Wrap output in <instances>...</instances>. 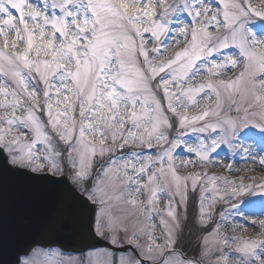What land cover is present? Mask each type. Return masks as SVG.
Returning a JSON list of instances; mask_svg holds the SVG:
<instances>
[{
	"label": "snow or ice",
	"instance_id": "snow-or-ice-1",
	"mask_svg": "<svg viewBox=\"0 0 264 264\" xmlns=\"http://www.w3.org/2000/svg\"><path fill=\"white\" fill-rule=\"evenodd\" d=\"M229 157L264 170V0H0V264H264Z\"/></svg>",
	"mask_w": 264,
	"mask_h": 264
},
{
	"label": "rangeland",
	"instance_id": "rangeland-1",
	"mask_svg": "<svg viewBox=\"0 0 264 264\" xmlns=\"http://www.w3.org/2000/svg\"><path fill=\"white\" fill-rule=\"evenodd\" d=\"M229 75L232 76L233 74L231 72H229V73H227L225 78H227ZM203 103L204 102L201 101V105H203ZM220 155H221V157H223L225 155V152L221 151ZM223 162L225 164H228V163H232L233 164V169H234L233 173L223 172V174L229 175L230 177L232 175H256V176H260V175L264 174V170H262L257 164H253L251 162L245 163L239 157H236L235 160H233L231 157H229L227 159H224ZM236 163L244 164V165L247 166V168L243 169L239 173H236L235 172L236 169L234 167V165ZM249 167H251V168H249ZM250 169H254V171H250ZM212 171H214V172H222L223 170H221L219 168H215V169H212ZM245 182L247 183L248 181H245ZM229 234H231V233H229ZM236 234L237 235L253 236V235H255V229L252 226L251 227H247L246 231H244V232L238 231Z\"/></svg>",
	"mask_w": 264,
	"mask_h": 264
},
{
	"label": "bare ground",
	"instance_id": "bare-ground-1",
	"mask_svg": "<svg viewBox=\"0 0 264 264\" xmlns=\"http://www.w3.org/2000/svg\"><path fill=\"white\" fill-rule=\"evenodd\" d=\"M234 167H235V169H239L240 171H242L243 169H246V168H247L246 165L241 164V163H236V164L234 165ZM249 168H251V167H249ZM240 171H239V172H240ZM248 227H251V225H249Z\"/></svg>",
	"mask_w": 264,
	"mask_h": 264
}]
</instances>
